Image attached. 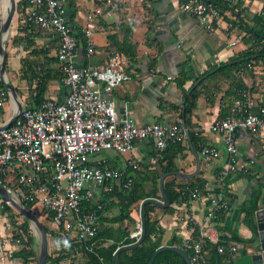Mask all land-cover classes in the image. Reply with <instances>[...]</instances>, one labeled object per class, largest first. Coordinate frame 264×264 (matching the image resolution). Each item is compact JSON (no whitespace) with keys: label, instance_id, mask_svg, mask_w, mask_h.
Masks as SVG:
<instances>
[{"label":"crops","instance_id":"1","mask_svg":"<svg viewBox=\"0 0 264 264\" xmlns=\"http://www.w3.org/2000/svg\"><path fill=\"white\" fill-rule=\"evenodd\" d=\"M59 1L79 39L76 55L79 65L101 66L115 50L127 58L126 70L132 79L114 87L110 94L103 91V84L99 86L103 97L114 99L120 116H129L141 126L155 122H181L183 104L186 106L188 101L186 96L191 93L197 96L196 107L189 118L193 130L200 133L199 149L194 145L201 162L196 176L206 180V192L189 203L172 204L174 212H165L158 207L152 212L164 230L163 244H169L172 238L181 242L198 239L204 233L206 239L213 241L221 236L222 240H227L228 246L237 245L238 254L243 249L247 253L254 251L259 244L258 231L255 233L246 224L241 207L257 189L261 190L258 209L264 207V139L251 131L237 139L240 162L227 178L233 181L229 184V195L225 197L223 184L227 179L221 181L219 173L227 165L228 152L224 136L211 131L210 126L230 114L237 101H251L253 111L264 106V58L250 56L252 61L243 65V72L238 75L227 69L207 76L202 84L199 83L203 79L199 78L228 61L246 59L237 58L250 48V43L245 41L248 37L244 38L248 30L264 26V0H235L241 3L242 20L227 9L222 11L220 22L211 24L202 23L183 11L178 0ZM19 3L22 9H18ZM18 4L10 33L11 46L7 52L8 79L15 86L23 106L38 105L50 98L63 101L67 87L57 59L59 35L25 22L27 0H18ZM92 21L96 24L92 35L95 52L90 55L85 29ZM14 36H18L19 45L12 43ZM82 39H85L86 46L81 44ZM24 59L31 61L32 65H24ZM13 107L12 99L1 106L7 119L15 112ZM204 144L217 147L219 158L207 161L201 153L200 146ZM183 146V152L174 158L176 170L195 172L197 160L188 140ZM96 159H106L115 167L127 169L129 175L143 181L146 192L155 193L153 198H161L159 184L165 173L153 139L139 140L131 151L125 153L105 151L101 158ZM196 176L187 179L169 176L165 183L177 177L176 183L187 184ZM157 186L158 196L155 192ZM224 197L227 209L221 226L225 229L218 231L215 218L209 217L208 213L211 212L212 200H223ZM107 213L109 217L118 214L117 210ZM130 216L132 222L124 220L115 226L121 225L133 234L140 223V204L133 206ZM188 216L196 218L199 224L191 225ZM8 220L6 214L0 213V262L15 264L11 257L13 252L7 251L11 245L7 237L12 234L9 233L11 224ZM254 221L256 223V215ZM195 229H199L197 237L194 236ZM234 232L252 239L246 243L237 242L233 238Z\"/></svg>","mask_w":264,"mask_h":264},{"label":"built area","instance_id":"2","mask_svg":"<svg viewBox=\"0 0 264 264\" xmlns=\"http://www.w3.org/2000/svg\"><path fill=\"white\" fill-rule=\"evenodd\" d=\"M178 2L183 11L202 23H218L223 19V10L214 0ZM24 17L30 25L59 35L57 59L67 95L63 101L50 98L36 107L23 106L15 122L0 130V177L8 176L12 183L9 187L22 200L36 202L56 229L69 232L77 241L87 242L99 229L102 203L98 201V192L101 189L111 192L125 172L95 156L108 150L125 153L137 141L151 138L158 158H162L170 143L187 139L186 133L181 123L155 122L141 126L131 117L118 114L114 99L103 97L99 86L103 84V91L110 94L114 87L131 80L132 75L126 70L127 58L120 52H112L101 66L79 65L76 61L79 39L59 0H27ZM95 29L93 21L85 29L90 55L95 52L92 40ZM242 72L243 68L239 73ZM8 99L9 91L0 88V107ZM210 130L224 136L228 162L219 173L224 181L240 162L237 139L246 131L264 139V106L253 111L251 101H237L232 112L213 122ZM201 153L207 161L220 156L217 147L206 144L202 145ZM132 181L129 177L124 186L130 187ZM200 196L198 189L192 192L193 198ZM223 207H227V202L213 199L208 216L215 218ZM188 218L192 225L199 224L196 218ZM140 232L139 223L132 236L138 238ZM204 237L206 234L201 233L198 239L184 242V248L194 253L193 264H209ZM238 249L237 245L219 246L221 253L236 257Z\"/></svg>","mask_w":264,"mask_h":264},{"label":"trees","instance_id":"3","mask_svg":"<svg viewBox=\"0 0 264 264\" xmlns=\"http://www.w3.org/2000/svg\"><path fill=\"white\" fill-rule=\"evenodd\" d=\"M214 1L218 4V6L221 7L224 12L225 10L229 9L234 14H236L240 20H242L240 2L235 1L234 3H230L226 0ZM18 9H22L21 3L18 4ZM247 35H245L244 38L248 37L249 40L245 39V41L250 43V48L246 53H244L242 56L240 55L237 58L246 59L242 62H238L236 59H234L232 60L233 62L228 61L224 64H221L220 66H217L216 68L210 70L202 77H200L199 79L203 80L199 84H202L206 77L213 74L214 72L221 73L227 69H230L236 72L237 75L241 74L239 73V71L243 68L242 66L252 61L250 59V56H255L256 58H264V26H261V28L259 29L250 28ZM12 43L14 45H19L18 36H14V38L12 39ZM27 44L31 45L29 41H27ZM81 44L83 46H86L85 39H82ZM113 52L119 51L115 50ZM24 65L30 67L32 65V62L24 59ZM0 88L5 90V85L1 80ZM186 97L188 98V101L185 106V119L190 129L192 141L194 145L199 149L200 133L193 130L191 120L189 118V115L196 107L197 96L195 93H191ZM40 104L33 105V107L39 106ZM4 115L5 111L0 107V124L7 120ZM180 115H183L182 111ZM177 123L181 122L177 121ZM186 140L187 139L182 142L170 143L168 148L165 150L163 157L159 159L160 163L163 164V173L176 170L174 158L179 153L183 152L185 148V146H183V143L186 142ZM200 147L202 148V146ZM129 174L130 173L128 172V170L125 169V172L122 175L121 182L116 184L115 188L111 192H105L103 189L98 192V201L102 203V208L100 209V212L98 214L99 229L97 234L87 242L77 241L75 238H72L70 236L69 232H65L62 229L55 230L51 228V226L49 225L50 222L47 218H45L44 211L39 208L40 206L36 202H31L23 198L24 204L33 212H35L39 216V218H42L43 215L44 218H42L41 220L47 228L49 237L51 236L55 239L54 249L50 251V254L48 256V264H81L80 259L82 260V264H115L113 258L116 249L119 246L131 244L137 240V237L132 236L130 230H128L127 228H123L121 225H115L117 223H122L124 220H129L132 222L130 213L133 210V206L139 205L141 201L147 197H153L155 193L146 192L143 181H139ZM129 177L133 179L132 184L130 187H125L124 183ZM157 181L158 179L155 178V182ZM176 181H178V178L173 177L168 179L165 183V187L170 198L169 206L162 209L165 212H174L175 209L172 206V204L174 203H189L192 199H194L192 197V192L196 189H198L201 194L206 192V180L202 179L199 176H196L187 184H183L180 182L176 183ZM232 181L233 179H227L223 184V193L225 194V197L229 195V184ZM0 182L7 186H12V183L8 181V176H1ZM155 192L157 193L156 196H158V186L156 187ZM225 197L222 201H225ZM260 197L261 190L257 189L252 193L249 200L244 202L241 207L242 211L245 213L246 224L251 227L255 233L257 229L256 223L254 221V216L259 207ZM0 201L2 203V210L0 213L7 215L8 219L14 226L15 230L13 233L15 237L20 238L21 246L19 249L15 250L12 253V259L18 260V264L36 263V247L38 242L37 236L31 227L30 221L19 211L17 212L15 208L8 202H6L5 198L1 194ZM156 209L157 207L155 205L151 203L146 204L145 238L143 242L136 248L120 252L118 258L122 264H146L156 248L163 244L164 230L159 224V221L157 219H154L152 216V212H155ZM226 209L227 207H223L220 211H218L219 213L216 214L215 222L218 231H223L225 229L223 226H221V223L224 220ZM115 210H117L118 214L114 215L113 217L107 216V212H113ZM18 216H23L24 220L22 222H19L17 219ZM199 234V229H195L194 236L197 237ZM233 238L240 243H246L248 241H251L252 239H246L238 236L237 234H235V232L233 233ZM203 242L204 250L207 252L209 264H215L217 261L219 262V264H230L235 260L236 256H231L226 253L224 254L219 251L220 245L228 247L227 240H222L221 236L218 237L217 242H214L208 238H204ZM169 244L184 247V242H181L176 238H172L169 241ZM188 251L193 256V251L190 249H188ZM246 253L247 251L243 249L239 252L238 256ZM153 264H187V262L179 253L173 250H164L157 255Z\"/></svg>","mask_w":264,"mask_h":264},{"label":"water","instance_id":"4","mask_svg":"<svg viewBox=\"0 0 264 264\" xmlns=\"http://www.w3.org/2000/svg\"><path fill=\"white\" fill-rule=\"evenodd\" d=\"M17 4L18 0H11L10 5L7 7L5 12L2 15V21L0 23V80L5 85V89L9 91L12 100L16 102V108L14 114L5 120L3 124H0V130L9 127L10 124L14 123L17 119L19 113L23 109V104L20 101V97L17 93L15 86L9 81L7 75V64H8V54L6 41L10 36L11 29L13 26L14 19L17 13ZM242 60H239L240 62ZM185 102V101H184ZM183 118L181 120L182 126L185 130L187 140L193 150V153L197 160V168L195 172L192 173H184L179 170H174L165 173L160 179V192L161 198H153L147 197L143 199L140 203V224H141V232L137 240L131 244H125L119 246L114 253V263L122 264L119 261V254L124 250H132L140 245L146 235V204L151 203L158 208H166L170 204V198L168 196L165 180L169 176H178L180 178H192L196 176L201 167L200 156L196 148L194 147L190 129L185 120V104H183ZM0 194L5 198L6 202H8L11 206L17 209L21 214H23L31 223L32 229L35 231L37 239L39 240V245L36 251V260L37 264H48V256L50 254V237L47 231L45 224L39 218V216L29 209L21 199L20 195L9 186L0 182ZM256 226L259 235V244L254 247V251L248 252L246 254H241L235 258V260L230 264H264V207H260L256 213ZM164 250H173L179 253L187 262V264H193L192 255L190 252L179 245H170V244H162L153 252L149 261L146 264H153L157 255ZM215 264H219L217 261Z\"/></svg>","mask_w":264,"mask_h":264},{"label":"rangeland","instance_id":"5","mask_svg":"<svg viewBox=\"0 0 264 264\" xmlns=\"http://www.w3.org/2000/svg\"><path fill=\"white\" fill-rule=\"evenodd\" d=\"M0 7H1V3H0ZM16 17H17V13H16ZM1 21H2V16H1V11H0V23H1ZM6 46H7V52H8V49L11 46V34L8 37L7 41H6ZM11 99L12 98L10 96V100ZM102 155H103V153L102 154H97L95 157L101 158ZM1 210H2V203L0 201V212H1ZM15 210L18 212L17 209H15ZM42 218H44L43 215H42ZM42 218H40V219H42ZM17 219H18L19 222H22L24 220L23 216H18ZM8 221L11 224V226L9 227V233L12 232V234L9 237H7V240L11 243V245L9 246V248H7V251H10V253H12L15 250L19 249L21 245H20V241H18V239L20 240V238L15 237V235L13 233L14 230H15L13 224L10 222V220H8ZM49 225L51 226V228H53V229L56 230V227L53 224L49 223ZM4 239H6V238H4ZM37 242L38 243H37V247L36 248H38V245H39V240L38 239H37ZM54 246H55V239L50 236V251H52L54 249ZM14 263L17 264L18 263V260H14ZM80 263L82 264V260L81 259H80ZM33 264H37V261H36V263H33Z\"/></svg>","mask_w":264,"mask_h":264},{"label":"bare ground","instance_id":"6","mask_svg":"<svg viewBox=\"0 0 264 264\" xmlns=\"http://www.w3.org/2000/svg\"><path fill=\"white\" fill-rule=\"evenodd\" d=\"M0 3H1L0 11H1V16H2L5 10L7 9V7L10 5L11 0H0ZM13 104H14L13 108L15 109L16 102L14 100H13Z\"/></svg>","mask_w":264,"mask_h":264}]
</instances>
